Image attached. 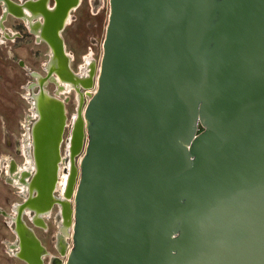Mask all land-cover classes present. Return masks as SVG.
<instances>
[{
    "label": "water",
    "instance_id": "obj_1",
    "mask_svg": "<svg viewBox=\"0 0 264 264\" xmlns=\"http://www.w3.org/2000/svg\"><path fill=\"white\" fill-rule=\"evenodd\" d=\"M80 2L0 0L4 37L12 16L49 48L45 74L29 71L13 255L43 264L34 227L56 205L63 264H264V0H109L86 74L62 35ZM64 83L77 99L65 155Z\"/></svg>",
    "mask_w": 264,
    "mask_h": 264
},
{
    "label": "rangeland",
    "instance_id": "obj_2",
    "mask_svg": "<svg viewBox=\"0 0 264 264\" xmlns=\"http://www.w3.org/2000/svg\"><path fill=\"white\" fill-rule=\"evenodd\" d=\"M108 13L109 0H81L79 6L71 11V21L63 29L62 35L66 51L72 56L71 67L74 71H79L84 64V55H90L96 60L97 66L99 65ZM11 21L9 18L4 25L11 27L15 32L20 31L23 37L12 40L4 37L0 32V212L5 211L7 214L0 213V264H25L14 257L8 248L9 244L16 239L9 214H13V205L22 200V195L19 193L20 188L9 182L7 167L10 159L19 165L24 163L21 147L23 140L28 136L29 126L34 118V116L30 117L32 115L29 98L31 90L27 88L28 83L34 78L29 71L35 70L43 74V66L48 58V47L44 42L35 43L32 34L21 25H12ZM12 29L9 28L6 31L9 33ZM12 55L23 60L24 66H20ZM47 89L52 92L50 84ZM94 89L88 91L85 101ZM59 95V98L70 97L66 107L68 125L61 148L62 154L65 155L66 139L69 135L72 115L76 111L77 99L72 90ZM63 168L64 163L61 164L60 176L65 174ZM57 213L58 210L54 207L50 216L45 217L47 229L34 227L50 254L44 258L45 264H53L52 255H57L61 264L65 261V256L61 255L57 249L56 235L59 220ZM24 218L29 223L27 217ZM7 221H10V224ZM67 241L71 243V239L68 238Z\"/></svg>",
    "mask_w": 264,
    "mask_h": 264
},
{
    "label": "bare ground",
    "instance_id": "obj_3",
    "mask_svg": "<svg viewBox=\"0 0 264 264\" xmlns=\"http://www.w3.org/2000/svg\"><path fill=\"white\" fill-rule=\"evenodd\" d=\"M1 12V11H0ZM69 21H71V17H69L68 18V23H69ZM0 32L1 33H3L2 32V30L0 29ZM37 42V41H36ZM48 53H49V51H48ZM86 54V53H85ZM89 54V53H88ZM92 59V57L90 56V55H84V64L83 65H81V67H80V73H83V74H86V72H87V66H88V64L90 63V60ZM83 63V62H82ZM45 65H46V63L44 64V66H43V68L45 69ZM30 83V82H29ZM28 83V84H29ZM27 88H28V86H27ZM71 89V86L70 85H68L67 83H64L63 84V86H62V88L61 89H58L57 90V94L59 95L60 93H62V92H67V91H69ZM60 96V95H59ZM64 98H65V96H64ZM30 104H31V101H30ZM32 115H31V117L33 116V115H35V111H34V109L32 108ZM30 116V115H29ZM72 116H74V115H72ZM30 119V118H29ZM27 133H25V135H26ZM26 138L23 140V146L21 147V150H22V155H24V163L23 164H17V167H16V174L15 173H13V174H11L10 172H9V168L7 167V173L9 174V177H10V181H11V183H13L14 185H16L18 188H20V194L21 195H23V194H25V192H24V190H25V187H24V184L23 183H21L20 181H19V177H18V175H19V173H20V171H23V170H26L29 166H31V161H30V156H29V154H28V143L29 142H27L26 143ZM66 163V162H65ZM66 176H67V174H62V176H60V179H59V181H58V184H57V191L59 192V193H61L62 191H63V189H64V185H65V181H66ZM20 195V196H21ZM15 204V203H14ZM13 207H14V205H13ZM1 213V212H0ZM9 224H10V221H7ZM58 228H57V230H58V232H57V234L58 233H60V228H61V226H60V222H59V220H58ZM60 227V228H59ZM12 231H13V229H12ZM66 236V235H65ZM64 236V237H65ZM65 238H67V237H65ZM13 243V242H12ZM8 248H9V250H10V252L12 253V255L14 254V250H13V248L10 246V244H9V246H8Z\"/></svg>",
    "mask_w": 264,
    "mask_h": 264
},
{
    "label": "flooded vegetation",
    "instance_id": "obj_4",
    "mask_svg": "<svg viewBox=\"0 0 264 264\" xmlns=\"http://www.w3.org/2000/svg\"><path fill=\"white\" fill-rule=\"evenodd\" d=\"M14 1H16V2H21V1H23V0H14ZM1 11V10H0ZM1 13V12H0ZM11 19L12 21V25H21V26H23L24 28H25V30L28 32V29H27V27L24 25V23L21 21V20H19V19H17V18H15V17H12V16H8L7 17V19L6 20H8V19ZM15 25V26H16ZM67 25V24H66ZM66 27V26H65ZM10 29H12L11 27H9ZM9 28L8 27H6L5 26V29H7V30H9ZM18 33V35H16L15 37H14V39H12V40H15L16 38H20V37H23V35H22V33L20 32V31H13V29L12 30H10L9 31V33L10 34H12V33ZM29 33V32H28ZM33 39H34V42L35 43H40V42H36L35 41V37L33 36ZM48 47V46H47ZM48 51H49V48H48ZM47 57H48V52H47ZM44 69V68H43ZM35 71V70H34ZM78 72H80V71H78ZM45 74V69H44V72H43V74L42 75H44ZM33 81V80H32ZM51 85V88H52V92H50V93H53L54 94V92H55V90L57 89V87H56V85L54 84V83H52V82H49L48 84H47V86L48 85ZM47 86H46V88H47ZM70 90H72L73 91V94L75 95V91L73 90V89H70ZM67 97V99H66V101H65V106L67 107V104L69 103V101H70V97L69 96H66ZM65 97V98H66ZM61 99H64V97L63 98H61ZM66 111H67V109H66ZM66 163H67V161H65ZM64 162V168H63V170L64 171H66L67 170V164ZM55 208H57V206L55 205L54 206ZM53 207V208H54ZM50 216V215H49ZM57 216H58V213H57ZM30 224V223H29ZM42 229V228H41ZM47 229V228H46ZM38 236V235H37ZM40 239V238H39ZM41 240V239H40ZM42 242V241H41ZM43 244V243H42ZM44 245V244H43ZM45 246V245H44ZM46 247V246H45ZM47 249V248H46ZM58 249V248H57ZM48 251V250H47ZM58 251V250H57ZM58 253V252H57ZM48 255H50L49 254V251H48V254L47 255H45L44 256V258L46 257V256H48ZM14 256V255H13ZM15 257V256H14ZM44 258H43V264H45V260H44ZM51 261H52V263L53 264H61L60 263V261H59V257L57 256V255H52L51 256ZM23 262V261H22ZM23 263H25V262H23ZM26 264V263H25Z\"/></svg>",
    "mask_w": 264,
    "mask_h": 264
}]
</instances>
